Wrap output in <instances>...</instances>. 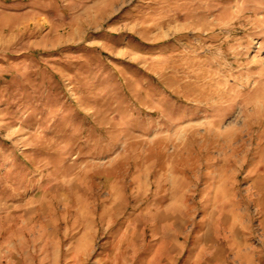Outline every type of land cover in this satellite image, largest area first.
I'll return each mask as SVG.
<instances>
[{
    "label": "rangeland",
    "instance_id": "obj_1",
    "mask_svg": "<svg viewBox=\"0 0 264 264\" xmlns=\"http://www.w3.org/2000/svg\"><path fill=\"white\" fill-rule=\"evenodd\" d=\"M0 264H264V0H0Z\"/></svg>",
    "mask_w": 264,
    "mask_h": 264
}]
</instances>
